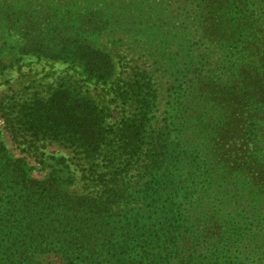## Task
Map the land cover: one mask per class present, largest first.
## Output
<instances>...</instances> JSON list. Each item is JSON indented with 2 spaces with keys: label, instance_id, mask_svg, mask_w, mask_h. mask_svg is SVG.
<instances>
[{
  "label": "trees",
  "instance_id": "trees-1",
  "mask_svg": "<svg viewBox=\"0 0 264 264\" xmlns=\"http://www.w3.org/2000/svg\"><path fill=\"white\" fill-rule=\"evenodd\" d=\"M124 46L152 64L130 67L120 94L139 112L118 130L104 127L100 138L96 107L82 99L55 95L46 103L54 126L75 128L88 155L105 154L106 169L94 171L93 180L109 196L74 207L57 196L49 202L45 181L0 157V189L8 179L16 189L5 202L27 215L9 225L0 198V237L2 220L11 234L0 253L13 264H42L38 254L47 251L32 245L42 237L48 248L59 246L56 252L87 247L86 257L67 255L66 264H176L187 245L189 255L177 264H264V0H0V72L33 54L82 63L97 79H109L116 57L128 56L118 53ZM174 50L183 60L168 65ZM172 69L179 120L173 124L191 127L189 145L180 139L173 147L163 131L136 132L138 122L150 120L155 72ZM231 97L251 116L242 137L253 143L241 149L207 143L230 121ZM199 105L210 111L198 112ZM205 121L210 125L197 133ZM106 133L119 139L110 155ZM188 165L186 179L170 170Z\"/></svg>",
  "mask_w": 264,
  "mask_h": 264
},
{
  "label": "rangeland",
  "instance_id": "rangeland-1",
  "mask_svg": "<svg viewBox=\"0 0 264 264\" xmlns=\"http://www.w3.org/2000/svg\"><path fill=\"white\" fill-rule=\"evenodd\" d=\"M125 47L121 48L122 50H119L118 53L128 56L126 58L116 57L117 69L114 76L109 79H97L89 73L82 63L39 58L33 54L25 56L23 61L15 62L11 68L0 72L3 73L0 74V157H3V161L10 160L16 166H26L32 177L42 183L45 181L51 189L49 202H53V197L57 196L67 205L74 207L88 201H97V198L103 194L105 198L109 196L108 188L97 185L93 180L94 171L101 173L106 169L105 154L96 157L88 155L86 147L82 145L83 138L80 139L75 128H69L66 124L54 126L52 123H55V115L46 112L48 108L46 103L55 95H59V98L64 101H69V97L82 99L83 102H89L96 107L94 121L97 123L100 138L104 127L118 130V127L125 120L129 117L132 118L135 113L139 112L136 107L128 105L131 102H126L124 94L122 96L120 94L122 92L120 87L125 84L130 67L140 65L151 69L152 64L150 61L145 64V60L139 58L140 53H136L135 50L123 52V49H127ZM173 58L174 60L168 65L181 63L183 60L178 50L173 51ZM156 66L158 67V64ZM173 71L172 69L170 72H164V76L163 71L155 72L157 83L155 87L158 90L155 93L157 97L154 99L152 112L148 114L150 120H142L146 126H141L142 121L138 122V129L136 130L145 137H154L158 131H163L166 137L169 136L171 147L175 146L180 139L189 145L186 139L191 137V127L187 129L173 124L179 121L176 118L178 113L177 104H175L174 84L176 82L175 77L172 76ZM224 93L230 92L224 91ZM230 100H228V105L230 102L233 103L229 110L230 121L226 126L219 129L220 135H216L217 137L210 136L207 143L219 148L223 143L233 145L234 148L238 145L241 149L244 144L252 145L253 143L251 140L242 137L246 133L251 116L239 111L238 101L235 97H231ZM41 101L46 107L41 106L39 110ZM197 111L203 114L210 109L203 105ZM206 117L210 116L207 115ZM203 118L205 119V117ZM204 124V126H196L197 133L203 134L205 131L203 127L210 125V122L205 121ZM50 126H54V129ZM35 129H38L39 134H33ZM206 132L208 133V129ZM105 136L108 138L104 140L103 148L105 153L110 155L117 148L115 143H118L119 139H114L113 135L107 133ZM146 140L151 141L150 138H146ZM143 147L144 152L147 153L149 147L147 145ZM190 169V165L185 166V168L179 166L170 168L174 174L183 179H186ZM130 173H134V171L132 170ZM10 186L12 183L8 179L4 183L3 189H0L1 204L4 205L1 209L2 213L5 211L6 217L4 219L9 221L12 219L8 222L11 226L14 220L17 221L20 218L16 222L18 226V224L21 225L20 220L23 221L27 215L19 213L16 210L17 206L6 204L5 200H11L13 193H16V189L12 190ZM19 200L25 205L29 204L23 199ZM11 207L13 209L7 212ZM14 212L15 214L12 216ZM2 222L3 233L0 237V243L6 244L10 240L11 234H8L10 229L6 226L8 224L6 220H2ZM17 228L20 230V227ZM76 235L79 236V234ZM70 239L74 240V244L80 242V237ZM43 240L42 237H39L32 243V245L47 251L38 254L42 264H66L68 262L67 255L74 259L75 257H86L87 253H90L87 247H82V244L79 243L73 245V248L68 247L64 251L56 252L59 248L56 243L48 248L46 241ZM143 244L144 241L141 245ZM186 247L189 249L191 245L181 248L185 251H179L180 256L175 260L176 264L181 257L189 255ZM98 249L100 248H96V250ZM152 253L154 254L155 251ZM173 254L176 255V251ZM11 259L9 254L0 253V264H13ZM107 262L110 261L106 260L102 264ZM91 264H95V262L92 261ZM110 264L120 263L112 261Z\"/></svg>",
  "mask_w": 264,
  "mask_h": 264
}]
</instances>
